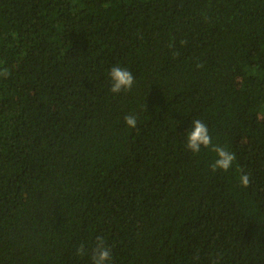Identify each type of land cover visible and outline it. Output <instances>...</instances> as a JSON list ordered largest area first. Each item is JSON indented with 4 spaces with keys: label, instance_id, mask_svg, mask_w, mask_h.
<instances>
[{
    "label": "trees",
    "instance_id": "trees-1",
    "mask_svg": "<svg viewBox=\"0 0 264 264\" xmlns=\"http://www.w3.org/2000/svg\"><path fill=\"white\" fill-rule=\"evenodd\" d=\"M0 66V264H264V0H0Z\"/></svg>",
    "mask_w": 264,
    "mask_h": 264
},
{
    "label": "clouds",
    "instance_id": "clouds-1",
    "mask_svg": "<svg viewBox=\"0 0 264 264\" xmlns=\"http://www.w3.org/2000/svg\"><path fill=\"white\" fill-rule=\"evenodd\" d=\"M10 75L7 66H0V78H7ZM108 76L111 81L109 91L113 94L130 91L135 83L132 72L120 66H113L109 70ZM124 121L130 128H135L137 118L135 115H125ZM191 130L186 132V147L192 153H199L202 148L210 149L216 154L215 160L211 163L212 171L221 170L227 172L236 159L233 152L228 151L224 147L213 144L211 135L207 125L199 119L192 120ZM239 184L241 187L247 188L250 184V175L241 173L239 176ZM77 255L83 256L88 253V249L81 244L76 248ZM91 264H110L112 260L111 249L106 245L102 236L96 237L95 247L91 250Z\"/></svg>",
    "mask_w": 264,
    "mask_h": 264
}]
</instances>
